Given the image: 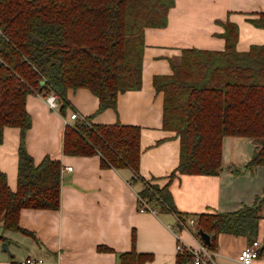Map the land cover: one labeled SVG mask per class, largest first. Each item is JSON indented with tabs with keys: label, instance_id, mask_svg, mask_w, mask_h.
<instances>
[{
	"label": "trees",
	"instance_id": "obj_1",
	"mask_svg": "<svg viewBox=\"0 0 264 264\" xmlns=\"http://www.w3.org/2000/svg\"><path fill=\"white\" fill-rule=\"evenodd\" d=\"M174 0H0V144L5 128L19 131L17 185L12 191L0 172V229L29 235L19 225L22 209L58 210L62 166L45 157L38 165L26 150L31 117L28 95L54 93L65 116L68 90L88 89L98 99L97 113L116 110L117 97L142 87L145 29H163ZM264 30V13L248 19ZM222 51L185 49L171 62L172 75L156 76L153 87L163 93L162 129L179 140V162L159 186L140 174L137 126L93 125L76 121L64 128L66 156H99L102 169L130 170L143 183L141 202L161 214L181 219L169 187L178 175L216 176L221 171L226 137L251 140L254 151L242 169L264 167V45L237 50L238 27L223 24ZM43 82V84H42ZM264 196L231 213L194 215L197 231L256 241ZM0 240L5 241L0 237ZM264 246V244H263ZM264 249H260V252ZM98 251L112 253L100 246ZM120 264H145L151 254L132 249L117 255ZM177 264L189 260L177 255Z\"/></svg>",
	"mask_w": 264,
	"mask_h": 264
},
{
	"label": "crops",
	"instance_id": "obj_2",
	"mask_svg": "<svg viewBox=\"0 0 264 264\" xmlns=\"http://www.w3.org/2000/svg\"><path fill=\"white\" fill-rule=\"evenodd\" d=\"M163 29H145L142 62V87L118 95L116 110L97 113L98 99L88 89L68 90L65 116L50 109L45 98L28 95L26 110L31 127L26 135V150L38 165L45 157L62 166L58 210L22 209L19 225L30 234L0 229V264H24L27 258L44 264H120L118 254L132 249L151 254L145 264H177L176 244L195 248L197 227L179 229L173 214L152 215L138 211L137 193L143 183L133 180L130 170L102 169L99 156H66L62 151L64 120L72 112L93 125L137 126L140 133V176L159 186L179 162V140L162 129L163 93L153 87L156 76L172 75L175 62L185 49L222 51L223 24L238 27L237 50L264 45V30L248 23L264 13V0H174ZM76 122V121H74ZM72 122L71 124L73 125ZM19 131L5 128L0 144V172L12 191L17 185ZM254 145L241 137H226L222 142L221 171L216 176L178 175L169 190L176 210L187 216L231 213L252 206L264 196V167L242 169L251 159ZM71 167L72 171H65ZM195 218V217H194ZM173 227L178 228L177 236ZM256 241L264 244V205L260 210ZM252 244V243H251ZM250 241L245 237L219 235L214 264H241V250ZM6 245L8 252L3 250ZM104 246L112 253L100 252ZM252 264H264V250Z\"/></svg>",
	"mask_w": 264,
	"mask_h": 264
},
{
	"label": "built area",
	"instance_id": "obj_3",
	"mask_svg": "<svg viewBox=\"0 0 264 264\" xmlns=\"http://www.w3.org/2000/svg\"><path fill=\"white\" fill-rule=\"evenodd\" d=\"M46 104L52 110L58 108V97L54 93H49L45 97ZM74 121L86 122V119L76 112H72L66 119L64 120L65 126L72 125L71 123ZM65 171L71 172L72 168H65ZM141 213H150L152 215H158L159 211L155 208H152L148 205L146 201H142L140 208L138 209ZM176 219L177 226L181 228H187V226L195 227L196 219L194 217H187L185 219H181L178 216L174 215ZM173 231L178 232L177 227H173ZM196 236L199 239V243L195 248L184 246L181 242L177 241L176 244V253L177 255L187 254L190 258L185 264H214V252L209 249L199 238L198 231L195 232ZM263 244L258 241H254L251 245L241 250L238 260L241 264H252L255 260H257L260 256V249ZM24 264H44L42 259H33L27 258L24 261Z\"/></svg>",
	"mask_w": 264,
	"mask_h": 264
},
{
	"label": "water",
	"instance_id": "obj_4",
	"mask_svg": "<svg viewBox=\"0 0 264 264\" xmlns=\"http://www.w3.org/2000/svg\"><path fill=\"white\" fill-rule=\"evenodd\" d=\"M43 84V82H42ZM179 229H181V227L178 226ZM198 236L200 238V240L206 245V246H210L211 245V238L208 234H206L205 232H203L201 229L198 230ZM262 249H264V246H262ZM3 250L5 252H8L7 246L4 245L3 246Z\"/></svg>",
	"mask_w": 264,
	"mask_h": 264
}]
</instances>
